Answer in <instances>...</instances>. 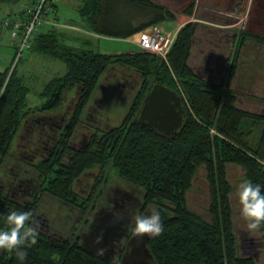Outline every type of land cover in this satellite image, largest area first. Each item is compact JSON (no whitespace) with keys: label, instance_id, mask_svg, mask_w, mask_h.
I'll list each match as a JSON object with an SVG mask.
<instances>
[{"label":"trees","instance_id":"obj_1","mask_svg":"<svg viewBox=\"0 0 264 264\" xmlns=\"http://www.w3.org/2000/svg\"><path fill=\"white\" fill-rule=\"evenodd\" d=\"M31 1L34 5L38 0ZM73 1L77 2L83 30L110 39L133 38L147 28L176 19L171 9L152 0ZM19 2L0 0V4L8 5ZM194 5L189 4L183 13L193 16ZM47 7L52 10L49 15L56 13L62 18L60 3L49 0ZM197 27L190 21L181 28L167 61H160L149 51L112 55L97 52L90 40H80L82 37L57 27L35 34L31 53L58 58L69 68L66 75L46 84L42 94L45 103L36 108L27 103L30 89L17 70L18 64L0 71V213L20 208L33 213V224L40 217L50 222L49 233L39 229L37 242L24 245L28 252L25 261L18 260L13 251L0 249V264H120V258L109 262L86 252L80 234L60 236L59 232L68 230L61 213L58 217L43 212L38 215L44 209L42 201L52 199L61 210L77 209L84 216L82 206L90 202L108 165L126 183L143 190L144 209L155 206L161 214L163 231L147 243L157 264H262L239 255L228 167H242L246 178L264 184V98L257 99L263 105L260 114L243 110L238 105L241 94L230 83L246 40L250 37L264 45V35L249 31L235 35L233 69L228 80L216 84L200 78L190 66ZM113 66L125 67L139 76L141 88L131 98L120 124L105 129L103 134L95 132L87 149L73 152L71 140L103 76ZM158 83L182 96L187 111L182 128L172 138L143 126L137 118L147 93ZM74 91L80 96L67 112L64 99ZM116 103L122 107L124 102ZM61 112L65 113V122L57 131L38 123L42 116ZM20 134L27 138L22 148L17 145ZM54 143V150L48 151V145ZM9 162L15 163L13 174L6 171ZM201 169L206 171L211 196L210 221L188 207L187 195ZM95 170L99 174L92 192L87 198L81 197L76 190L78 180ZM33 182L28 197H23L19 190ZM15 191L23 193L22 197ZM3 227L6 222L0 217ZM260 230L264 233V225Z\"/></svg>","mask_w":264,"mask_h":264},{"label":"rangeland","instance_id":"obj_2","mask_svg":"<svg viewBox=\"0 0 264 264\" xmlns=\"http://www.w3.org/2000/svg\"><path fill=\"white\" fill-rule=\"evenodd\" d=\"M60 3V15L62 16L61 22L64 26L57 27L66 30V28H71L77 30L76 32H70L71 35L80 36V40H90L97 52H102L106 54H120L125 52L142 51L135 42L129 39H114L107 37H96L90 33L83 30V22H81V17L79 12L74 5L77 2L73 1V6L70 5L71 1L68 0H51V2ZM154 3L167 7L175 13L176 19L167 20L162 24L156 25L164 34H170L173 41L177 37L181 28L189 23L190 21L196 22L198 24V31L195 36V41L191 49V57L189 59L190 66H192L200 78L207 81H212V83L220 84L225 82L229 78V74L233 69V63L236 58V43L234 40L235 35L241 32H252L255 34L264 35V0H242L240 5H238V0H152ZM194 2V15L186 16L183 10L188 8V5ZM31 0H20L19 3L11 4H0V19L10 14H20L23 10L29 11L31 8ZM52 11L51 9H48ZM56 15V13L54 14ZM44 19H54L51 14L45 15ZM67 22V23H66ZM68 22L78 25L76 28L68 26ZM232 25V26H231ZM49 26H45V29ZM155 28V27H154ZM154 28H147L146 33H153ZM143 32V33H145ZM142 33V34H143ZM141 35V34H139ZM73 37V36H72ZM138 38V37H137ZM175 42V41H174ZM13 38L8 32L0 31V71H5L7 68H14L18 64V72L20 76L24 77L27 86L30 89V93L27 97V103L30 108H36L43 105L45 102L42 96L43 90L49 82L57 77H63L68 73L67 65L58 58H51L47 56H41L31 51L27 48L22 53V57L16 62L17 49L14 46ZM74 43V42H73ZM81 41L75 43L80 44ZM71 44V43H70ZM171 50V49H170ZM150 52V51H149ZM153 53V52H151ZM160 61H167L161 54L154 53ZM16 60H15V59ZM15 60V61H14ZM237 67L234 71V78L231 80V88L237 89L241 94L238 101L240 108L246 111H251L260 114L263 105L257 101V99L264 98V45L259 43L253 38H248L246 40L244 48H242L241 53L237 56ZM129 71V70H127ZM115 72V71H113ZM131 73V71H129ZM134 75V74H133ZM137 76V75H136ZM139 77V76H138ZM130 80L129 84L126 86L127 91L123 95L124 97H115L114 99L123 103L122 107L114 101L112 98H103L104 95L98 96L99 92L102 91V87L107 84L102 83L98 90L96 96L97 99H92V103L89 112L91 114V119L98 116L97 111L109 109L108 115L115 118V123L112 126L120 124L121 118L125 115L127 105L132 100L139 91L134 90L133 78H128ZM154 84V79H150V85ZM134 90V91H133ZM134 92L133 96L130 95ZM74 97L76 94L71 93ZM103 98V99H100ZM75 101H69L66 104L67 112L71 109ZM104 102L109 104L106 106ZM105 105V106H103ZM109 106V107H108ZM62 114V115H61ZM57 114L59 115V121L65 118V113ZM65 122V121H64ZM64 122L63 125H64ZM62 125V127H63ZM61 127V128H62ZM60 128V129H61ZM79 130V131H78ZM78 136L76 137L78 146L81 145L86 134V129L82 130L81 126L77 129ZM25 135V134H24ZM26 140H20L17 145L22 148L25 147ZM18 147V146H17ZM16 147V149H18ZM20 155L23 153L21 149L17 150ZM44 151V149H43ZM25 157V156H24ZM26 158V157H25ZM27 159V158H26ZM14 162H9L8 169L6 170L10 174L14 171ZM106 170L103 176L100 178L101 182L98 188L95 189L94 194L91 197L90 202L85 203L83 207L85 214L81 217L77 209H69L59 207V205L54 200H43L44 209L38 213L42 214H53L58 217V213L62 214L60 219L64 221H71L70 227L65 229L64 234L58 233L60 236L68 237L70 232H73L75 236L81 234L85 231L86 222L90 221L95 214L96 207L99 203L103 202L105 196L103 194L107 193L109 188H121L126 191L138 192L140 199L143 197V190L133 187L131 184L126 183L117 171L111 167V165L106 166ZM6 172V173H7ZM94 177L99 174L98 170L95 172L90 171ZM228 178L229 182L233 185V192L231 194L232 206L234 209V233L236 239L238 240V251L240 257L248 256L252 259L264 264V233L260 230L251 231L247 228V220L240 214V205L238 202V197L236 195V189L238 183L241 179L246 178V172L242 167L236 165H229L228 167ZM206 171L201 169L196 177L192 190L188 193V207L196 215H200L206 221H210V211L209 205L211 202V196L209 191V185L206 180ZM95 177V178H96ZM7 178V174H6ZM84 180L81 185L76 186V190L79 191L81 197H86L92 192L93 186L90 187L93 182V178L89 176H83ZM94 178V179H95ZM98 178V177H97ZM90 182V184H89ZM89 184V185H88ZM34 186V182L32 184ZM136 190V191H134ZM25 196L28 197V192H25ZM23 194V193H22ZM20 192H17V196H21ZM115 195V193H113ZM22 197V196H21ZM20 197V198H21ZM143 200V199H142ZM58 206V207H57ZM141 209V207H140ZM150 212L157 211L155 206L147 208ZM145 209V210H147ZM61 210V211H60ZM60 211V212H59ZM40 217V220L35 222L39 224V229L43 232L49 233V221ZM58 223L61 221L58 220ZM74 226V227H73ZM73 227V228H72ZM52 233V234H53Z\"/></svg>","mask_w":264,"mask_h":264},{"label":"water","instance_id":"obj_3","mask_svg":"<svg viewBox=\"0 0 264 264\" xmlns=\"http://www.w3.org/2000/svg\"><path fill=\"white\" fill-rule=\"evenodd\" d=\"M139 110L137 118L143 126L150 127L158 133H162L170 138L175 137L178 134L187 115V111L183 107V97L173 89L159 83L155 84L147 93ZM59 117L60 116L57 114H49L40 117L38 123L52 125L51 129L57 131L62 127ZM54 127H56V129ZM25 135L20 134L19 139L23 141L26 140L27 138ZM54 146L55 143L54 145H48V151H53ZM24 156L25 155H23V157ZM31 189L32 184H29L24 190L21 189L19 191L24 193V191L29 192ZM15 193L17 194V191H15ZM106 214L104 215L102 211L98 210L94 220L90 223V227L84 234H82L81 247L86 252L88 251L96 257H100L110 262L111 258L100 254L98 249H104V251L108 252H112L115 249L114 243L118 241L119 238V222L121 219L117 222L114 221L111 214ZM98 237H102L99 242L97 240ZM136 237L131 241L132 251L126 254L121 264H157L147 244L152 236L145 234ZM86 240L89 242V245L86 244Z\"/></svg>","mask_w":264,"mask_h":264},{"label":"flooded vegetation","instance_id":"obj_4","mask_svg":"<svg viewBox=\"0 0 264 264\" xmlns=\"http://www.w3.org/2000/svg\"><path fill=\"white\" fill-rule=\"evenodd\" d=\"M127 68H123L120 66H113L102 78L101 84H107V86H103L102 87V91L99 92V95L95 92L93 97L91 99H97L96 97L94 98V96L98 95V96H102V94H106V96L104 95L103 98H114V97H124L123 95L125 94V92L127 91L126 86L129 84L130 80L128 78H133V86H131L132 88H134L135 91L138 90V88L140 89V85H141V78L133 75L132 73H130L129 71H127ZM115 71V72H113ZM133 90V91H134ZM75 92V91H74ZM72 92V93H74ZM75 96L73 97L71 94H69L68 96H66V98L64 99L65 102H69V101H77L80 94L75 92ZM134 92H131L130 95L128 96H133ZM137 94V93H136ZM136 94H134V96H136ZM100 98V99H103ZM114 101H116L115 99H113V103ZM105 105L107 106L108 104L110 105V103H106L104 102ZM103 105V106H105ZM91 107L89 108L88 111H90ZM108 112H110L109 109H105L103 108V110H99L97 111L98 116L95 118L91 119V114L89 112H87L84 115V118L82 120V124H81V128L82 130L85 128L86 132L84 134L85 137L81 143L80 146H78V142H77V136L78 134H74L71 143H70V147L72 148L73 152H79L81 153L82 151H84L85 149H87L90 145L91 139L96 135L95 132H99V134H103L105 129H112L115 126H112L115 123V118L112 117L111 115H108ZM65 121V118L61 119V124L62 122ZM49 125V124H48ZM47 125V126H48ZM50 128L52 125H49ZM84 176H89L90 178H93V182L90 187H94L95 183L97 181V177H94V174L92 175V173L87 172L86 174H84ZM95 178V179H94ZM83 180H78V184L81 185L83 183ZM88 184V185H89ZM136 191V190H134ZM113 193H115V195H113ZM138 192H131V191H126L125 189H115V188H109L107 190L106 194H103L105 196V199L103 202L99 203L96 207L95 210V214L93 215L92 219L89 221L88 226H86L85 231L82 232L81 238H82V234H84L86 232V230L90 227V223L94 220L96 214L98 213V210L102 211V213L105 215L106 212L107 214H111L113 216L114 221H117L119 219L120 222V226H119V235H118V241H116L114 243L115 245V249L112 252H108V251H103L102 255H104L105 257H110L111 261H116L117 259L120 258L121 262L123 260V258L126 256V254L128 252L132 251V245H131V241L133 239H135V237L137 236L134 232H132L129 228L130 225V218H131V214L133 212H139L141 214H150L151 212L149 210H145L143 207V200L139 198V196L137 195ZM141 207V209H140ZM79 214H81L80 212H78ZM106 214V215H107ZM121 215V216H120ZM64 225H67L68 228L70 227L71 221H64ZM74 227V226H73ZM72 227V228H73ZM137 238V237H136ZM82 242V239H81ZM86 244L89 245V242H87L86 240ZM121 264V263H120Z\"/></svg>","mask_w":264,"mask_h":264},{"label":"clouds","instance_id":"obj_5","mask_svg":"<svg viewBox=\"0 0 264 264\" xmlns=\"http://www.w3.org/2000/svg\"><path fill=\"white\" fill-rule=\"evenodd\" d=\"M236 195L240 205V214L247 220V228L251 231L264 225V184L254 183L251 179L239 181ZM6 227L0 228V249L13 251L21 262L25 261L28 252L24 245L35 244L38 239L39 224H33V213L29 210L12 208L7 213H0ZM129 228L137 236H158L164 225L159 211L150 214L133 212ZM98 237L97 240H101ZM104 249H98L102 254Z\"/></svg>","mask_w":264,"mask_h":264},{"label":"built area","instance_id":"obj_6","mask_svg":"<svg viewBox=\"0 0 264 264\" xmlns=\"http://www.w3.org/2000/svg\"><path fill=\"white\" fill-rule=\"evenodd\" d=\"M49 0H38L23 14H9L0 19V31H5L13 38L14 46L17 49L16 62L22 57L25 49H30L31 41L35 34L44 32L45 26L61 27L65 24L61 22L59 15H54V19H44L47 12ZM153 33H141L133 42L142 50L161 54L167 59L174 41L170 34H164L158 27Z\"/></svg>","mask_w":264,"mask_h":264},{"label":"crops","instance_id":"obj_7","mask_svg":"<svg viewBox=\"0 0 264 264\" xmlns=\"http://www.w3.org/2000/svg\"><path fill=\"white\" fill-rule=\"evenodd\" d=\"M67 1H68V0H65L66 3H68ZM70 1H71L70 5L73 6V4H74V3H73V0H70ZM74 7L77 8V4L74 5ZM66 23H67V22H66ZM67 25L76 28L75 26L71 25L70 23L67 24ZM231 26H232V25H231ZM65 31H68L69 33H70V32L73 33V32H76L77 30H75V29H71V28H66ZM88 33H90V32H88ZM70 34H71V33H70ZM90 34L95 35L96 37H104V36H98V35H96V34H94V33H90ZM137 36H139V34L136 35V36H134L133 38H129V40L133 41Z\"/></svg>","mask_w":264,"mask_h":264}]
</instances>
